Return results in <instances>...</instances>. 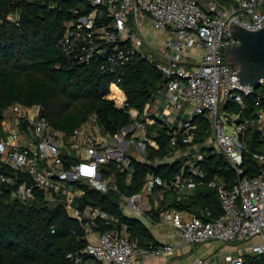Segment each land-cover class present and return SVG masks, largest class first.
Masks as SVG:
<instances>
[{
  "label": "built area",
  "instance_id": "obj_1",
  "mask_svg": "<svg viewBox=\"0 0 264 264\" xmlns=\"http://www.w3.org/2000/svg\"><path fill=\"white\" fill-rule=\"evenodd\" d=\"M72 13L57 42L66 60L84 64L104 54L101 70L121 73L126 63L139 56L153 62L165 82L143 113L129 110L134 120L130 131L107 135L117 140L119 149L102 148L101 140L84 125L73 132L55 129L43 117L40 104H11L5 110L11 120L0 133V162L26 174L31 182H18L1 171L0 181L14 186L15 196L23 201L33 199L35 189L50 201L62 197L71 216L86 220V248L67 256L74 264H134L153 254L173 255L174 244L142 246L114 215L90 206L82 211L76 205L85 194L79 181L104 193L118 190L113 176L102 177L101 167L114 160L121 171L131 173V156L139 158L128 155L130 143L144 157L142 161L150 163L146 143L158 145L148 136L147 126L162 119L170 125L172 137L169 153L157 162L187 158L181 172L164 183L165 189L180 200L185 192L208 185L217 192L222 213L213 216L205 208L197 215L173 207L166 215L160 208L161 223L174 227L193 248L210 241L230 245L220 256H196L193 264H243L246 255L264 257V168L248 176L243 167L248 153L264 165V149L252 151L249 141L255 135V143L264 146V77L258 86L242 84L239 69L224 63L225 50L240 43L234 26L264 27V0H209L204 7L198 0H81ZM149 29L163 37L150 40ZM198 116L210 124L211 136L204 142L196 141L199 127L194 119ZM131 135L129 144L122 147ZM208 151L223 155L235 168L237 178L231 187L218 176L206 181L199 162ZM157 183L149 174L144 188L151 191ZM142 199L140 193L121 195V204L143 214ZM98 217L109 226L107 230L94 229L99 227Z\"/></svg>",
  "mask_w": 264,
  "mask_h": 264
},
{
  "label": "trees",
  "instance_id": "obj_2",
  "mask_svg": "<svg viewBox=\"0 0 264 264\" xmlns=\"http://www.w3.org/2000/svg\"><path fill=\"white\" fill-rule=\"evenodd\" d=\"M78 6H81V0H0V133L6 108L21 103L42 105L43 117L55 129L66 132L81 127L88 116L94 114L103 133L114 136L134 123L129 110L134 108L143 113L146 104L165 82L155 64L139 56L126 63L121 73L101 70L104 54L84 64L66 60L57 48V42L66 22L73 18L72 9ZM112 83L126 95L127 104L123 108L109 98L115 86H111ZM122 95L121 91L115 90L111 97L119 99ZM194 122L199 127L196 141L204 142L210 138L209 122L199 116ZM147 134L158 145L146 143V159L151 162L131 156L133 171L130 173L121 171L114 160L109 161L101 167L102 177L113 176L118 190L104 193L79 181L78 186L85 194L77 199L76 205L82 211L90 206L114 215L142 246L156 248L160 244L150 228L141 219L124 213L121 195L140 193L149 174L159 180L155 189L163 188L165 182L169 183L181 172L187 158L157 162L170 149L172 129L165 120L157 119L147 126ZM253 136L249 140L250 149L257 151L261 146L255 143ZM199 164L207 173L206 181L218 176L231 187L237 178L235 168L221 154L208 151ZM243 167L245 175L256 176L264 165L254 161L248 153ZM0 171L18 182L26 179L31 182L26 174L2 162ZM14 192V186L0 181V264H74L67 256L86 248V220L71 216L62 197L50 201L42 191L35 189L33 199L23 201ZM166 194L167 206L197 215L205 208H210L213 216L222 213L217 192L208 185L187 192L181 200H176L172 191L168 190ZM148 213L157 220V213L153 210ZM96 221L99 227L94 229L97 232L109 228L104 219L98 217ZM82 256L88 258L86 254ZM243 264H264V257L246 255Z\"/></svg>",
  "mask_w": 264,
  "mask_h": 264
},
{
  "label": "crops",
  "instance_id": "obj_3",
  "mask_svg": "<svg viewBox=\"0 0 264 264\" xmlns=\"http://www.w3.org/2000/svg\"><path fill=\"white\" fill-rule=\"evenodd\" d=\"M113 85L117 86L116 84H113ZM121 98L124 100V96H121ZM98 127L102 130V128L99 125ZM124 129H127L126 131L129 130L128 128H124ZM89 132L93 134L91 130ZM121 146L126 147V143L121 144ZM167 191L168 190L165 189V187L157 190L155 189V186H154L151 191H147L143 187L142 191L140 192V194L143 197L142 200H143V204L145 205V209H146L143 214L132 213L130 210L123 207L124 213L129 216L136 217L139 219H141L140 218L141 216L145 217L144 221L142 219L141 220L144 223L145 222L149 223L150 226L148 227L153 233L155 239L159 242L160 244L159 246L171 243V244H174L176 247L175 253L173 255H163L160 253L153 254L151 256L138 259L134 264H193V261L196 256H207V255L214 254V253L220 256V254H222L223 252H227L228 250H230V245L217 242V241H210V242L198 245L197 247L193 248L191 245L186 244L183 241V239L178 235L177 230L174 227L170 226L167 223H161L162 221L161 216H159L160 208L165 209L166 215H169V210L173 208V206L166 205L168 204V199L166 196ZM186 193L187 192L181 195V199L184 198ZM175 195H176V200H179L178 195L177 194ZM149 210H153V212L157 213L158 215L157 220L151 217V214L148 213ZM127 232L129 233L128 228H127Z\"/></svg>",
  "mask_w": 264,
  "mask_h": 264
},
{
  "label": "water",
  "instance_id": "obj_4",
  "mask_svg": "<svg viewBox=\"0 0 264 264\" xmlns=\"http://www.w3.org/2000/svg\"><path fill=\"white\" fill-rule=\"evenodd\" d=\"M234 34L240 43L225 50L224 63L239 69L242 84L258 86V80L264 77V27L248 30L234 26ZM126 128L130 129V126Z\"/></svg>",
  "mask_w": 264,
  "mask_h": 264
},
{
  "label": "rangeland",
  "instance_id": "obj_5",
  "mask_svg": "<svg viewBox=\"0 0 264 264\" xmlns=\"http://www.w3.org/2000/svg\"><path fill=\"white\" fill-rule=\"evenodd\" d=\"M199 1L201 3H203V4H205L204 0H199ZM147 35H148V38L150 40H153L156 37V35H157L158 38H162L163 37V34H159L157 32H154L151 29L148 30ZM111 95L112 94H110V96H109L110 98H112ZM119 100H120V102H119ZM119 100L117 99L116 100L117 102L116 101L115 102H116L117 105L121 106L122 105L121 103H122L123 99L121 100V97H120ZM11 117H12L11 114H9V112H6L5 111L4 117H3V120H2V125L5 128L8 127V124L7 123L10 122ZM171 119H173V116L170 117V119H168V120H171ZM178 122H180V120ZM84 125H85L86 129H88L89 131L91 130L92 133H93V135L97 136L101 140V142H102V148L103 147H111V148H114V149H119V143L117 142V140L115 141L111 137L105 135L103 133V131L98 127V123H97V120H96V117H95L94 114H90L88 116L87 121L84 123ZM92 126L93 127L96 126V127L93 128ZM124 130L125 129H123L121 132L122 133H125ZM128 131H130V129ZM128 131H126V132H128ZM136 136H138V135H136ZM131 139H132V135H131V137H128L127 139L124 140L125 143H126V146L129 144V140H131ZM139 140L140 139H136V141H139ZM261 149H264V146H261ZM128 155H136V156H138L139 159H141V160L144 159L143 156H140L139 155V152L137 151V148L135 147V144L134 143H130V148L128 150ZM113 180H114V178H113ZM140 218L143 221L145 220V217L144 216H141ZM145 223L147 224V226H150L148 222H145Z\"/></svg>",
  "mask_w": 264,
  "mask_h": 264
},
{
  "label": "bare ground",
  "instance_id": "obj_6",
  "mask_svg": "<svg viewBox=\"0 0 264 264\" xmlns=\"http://www.w3.org/2000/svg\"><path fill=\"white\" fill-rule=\"evenodd\" d=\"M115 90H119V92L121 91L122 92V96H124V100L122 101V103L121 104H123L124 102H125V100H126V95H125V93H124V91L122 90V89H120L118 86H114V88H113V91L112 92H114ZM112 92H111V94H112ZM110 96V95H109ZM121 97V96H120ZM110 98V97H109ZM110 99H113V98H110ZM115 100H117L118 98H114ZM119 100V99H118ZM121 100H122V98H121ZM119 102H120V100H119Z\"/></svg>",
  "mask_w": 264,
  "mask_h": 264
}]
</instances>
